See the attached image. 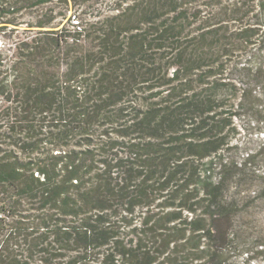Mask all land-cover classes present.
Masks as SVG:
<instances>
[{
    "label": "trees",
    "instance_id": "16d2710c",
    "mask_svg": "<svg viewBox=\"0 0 264 264\" xmlns=\"http://www.w3.org/2000/svg\"><path fill=\"white\" fill-rule=\"evenodd\" d=\"M111 1L0 0V264H255L264 0Z\"/></svg>",
    "mask_w": 264,
    "mask_h": 264
},
{
    "label": "rangeland",
    "instance_id": "374dc122",
    "mask_svg": "<svg viewBox=\"0 0 264 264\" xmlns=\"http://www.w3.org/2000/svg\"><path fill=\"white\" fill-rule=\"evenodd\" d=\"M74 9L76 10H83L84 14L88 18H93L97 13H110L112 12V9L114 7V4L111 0H98L96 2H89L85 5L83 4V0H75ZM70 10L67 12V18L69 16L73 15V3L69 2ZM72 6V9H71ZM52 7V10L55 11V13L63 12L66 8L65 3L55 1L52 6L48 5L45 6V8ZM43 12H45V9L42 10H31V11H23L22 12V20L25 22L31 21L32 18L35 16L41 15ZM65 23V20L62 22ZM24 29V26L21 27ZM3 39L0 38V42L3 45L6 46V42L2 41ZM1 47V46H0ZM247 117H242L241 120L236 121V126L240 132L239 138L236 140L238 144V148L235 150L230 151L229 153H225L228 159H234L237 162H242L243 158H245L246 152L255 151L258 150L259 147L264 148V136L259 135V133H256L258 130L263 129L264 125L260 124L258 125H248L246 124ZM264 132V131H263ZM236 142H233L235 144ZM254 170L256 171L257 175H259L258 178H252L246 188H242L240 191H238L235 195L237 198L240 199V204L245 200H247L248 209H242L246 210L247 212H244L245 217L244 221L250 224V227L252 228L254 233H258L256 230V227L259 230H264V199L261 201V198L258 196V199H254L253 201H249L248 198L257 196L263 188L264 180L260 179L261 172L264 171V160H261L257 162L254 166ZM256 227H255V226ZM249 228V227H248ZM250 230V229H249ZM254 233H252V243L253 238L257 237ZM250 245H247V248ZM254 257H257L255 264H264V255H255ZM243 257H237L236 260L232 261V264H243Z\"/></svg>",
    "mask_w": 264,
    "mask_h": 264
}]
</instances>
